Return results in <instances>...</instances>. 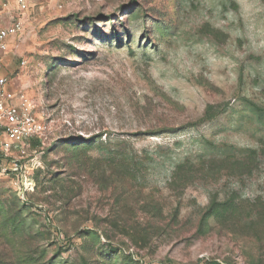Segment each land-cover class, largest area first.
I'll list each match as a JSON object with an SVG mask.
<instances>
[{"label":"rangeland","instance_id":"374dc122","mask_svg":"<svg viewBox=\"0 0 264 264\" xmlns=\"http://www.w3.org/2000/svg\"><path fill=\"white\" fill-rule=\"evenodd\" d=\"M0 11L44 125L0 158V264H264V0Z\"/></svg>","mask_w":264,"mask_h":264},{"label":"built area","instance_id":"2783aa9c","mask_svg":"<svg viewBox=\"0 0 264 264\" xmlns=\"http://www.w3.org/2000/svg\"><path fill=\"white\" fill-rule=\"evenodd\" d=\"M0 11V53L4 52L10 38L19 30L17 23L6 25ZM6 84L0 80V158L9 157L11 153H24L29 141L43 133L44 125L33 113V106L24 94L17 92L10 94ZM15 170L21 175L27 173L22 170L19 163L14 161ZM31 186L30 183L28 185ZM24 190H28L24 186Z\"/></svg>","mask_w":264,"mask_h":264},{"label":"trees","instance_id":"16d2710c","mask_svg":"<svg viewBox=\"0 0 264 264\" xmlns=\"http://www.w3.org/2000/svg\"><path fill=\"white\" fill-rule=\"evenodd\" d=\"M1 156V155H0Z\"/></svg>","mask_w":264,"mask_h":264}]
</instances>
